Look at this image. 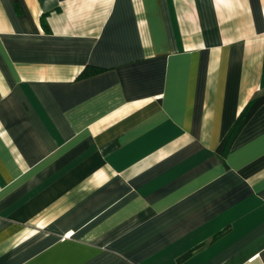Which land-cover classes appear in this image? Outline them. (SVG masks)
<instances>
[{
    "label": "crops",
    "instance_id": "crops-1",
    "mask_svg": "<svg viewBox=\"0 0 264 264\" xmlns=\"http://www.w3.org/2000/svg\"><path fill=\"white\" fill-rule=\"evenodd\" d=\"M264 0H0V264H264Z\"/></svg>",
    "mask_w": 264,
    "mask_h": 264
},
{
    "label": "trees",
    "instance_id": "trees-1",
    "mask_svg": "<svg viewBox=\"0 0 264 264\" xmlns=\"http://www.w3.org/2000/svg\"><path fill=\"white\" fill-rule=\"evenodd\" d=\"M264 103V93H261L253 98H251L246 105L240 110L236 119L233 121L232 125L225 133L221 141L219 142L216 150L219 154H225L230 148L234 138L239 133L240 129L247 121V119L252 115L255 109Z\"/></svg>",
    "mask_w": 264,
    "mask_h": 264
}]
</instances>
